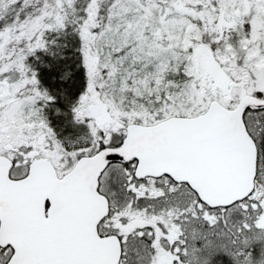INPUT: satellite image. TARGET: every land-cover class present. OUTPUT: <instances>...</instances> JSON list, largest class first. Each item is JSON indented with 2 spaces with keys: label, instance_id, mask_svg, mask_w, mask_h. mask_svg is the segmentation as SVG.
<instances>
[{
  "label": "snow or ice",
  "instance_id": "1",
  "mask_svg": "<svg viewBox=\"0 0 264 264\" xmlns=\"http://www.w3.org/2000/svg\"><path fill=\"white\" fill-rule=\"evenodd\" d=\"M0 264H264V0H0Z\"/></svg>",
  "mask_w": 264,
  "mask_h": 264
}]
</instances>
